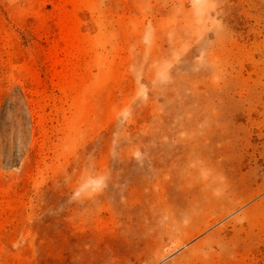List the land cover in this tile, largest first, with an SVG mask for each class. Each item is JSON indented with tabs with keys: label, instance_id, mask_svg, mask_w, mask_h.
I'll use <instances>...</instances> for the list:
<instances>
[{
	"label": "rangeland",
	"instance_id": "1",
	"mask_svg": "<svg viewBox=\"0 0 264 264\" xmlns=\"http://www.w3.org/2000/svg\"><path fill=\"white\" fill-rule=\"evenodd\" d=\"M0 264H264V0H0Z\"/></svg>",
	"mask_w": 264,
	"mask_h": 264
}]
</instances>
